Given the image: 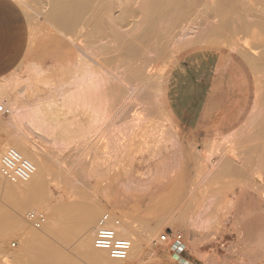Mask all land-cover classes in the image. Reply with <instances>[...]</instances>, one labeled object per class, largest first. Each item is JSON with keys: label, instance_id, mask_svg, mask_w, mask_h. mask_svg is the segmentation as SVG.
Returning a JSON list of instances; mask_svg holds the SVG:
<instances>
[{"label": "rangeland", "instance_id": "374dc122", "mask_svg": "<svg viewBox=\"0 0 264 264\" xmlns=\"http://www.w3.org/2000/svg\"><path fill=\"white\" fill-rule=\"evenodd\" d=\"M28 1L31 3L32 9L34 7L35 12L38 15H34L32 20H30L24 14L27 23L25 39L23 32V41L26 46V52L22 54L21 63L23 64L22 70L25 73V76H23L28 77L33 83L32 86H34L33 88L31 86V89L28 82L21 81L18 84V89L19 91H24V93L21 95V101L23 103L32 104L36 101L41 102L45 99H49L53 93L54 94L52 96L55 95L57 87L67 84L74 69L75 60L78 57L77 55H82L81 49L83 47V52L85 49V51H88L85 52V54L92 52L95 55L99 53L103 56L104 54L100 53V51L98 52V50L103 49L104 52L107 50H112L114 49L113 46H115L114 43L116 41L112 36H104L101 38V36H99L94 30H90V24H87V27L85 25V30L84 28L83 30L81 29L82 31L80 34L82 36H79L80 34H78L80 32V28L79 30L76 29L77 31H73V34L75 35L72 36V33H68V31L65 29L60 28L59 26L55 27L56 24L50 18V20L48 18L44 19L47 16L45 11L48 9L49 5L47 0ZM129 1L132 2L133 0ZM45 3H47V5H45ZM255 4L257 7H260L258 3L255 2ZM255 4H248L250 14H252L254 11V16H260V12H255L254 10ZM204 5L205 1H201L196 6L198 9L195 7L197 10L192 8L187 13L186 18L188 16L189 17L187 18V21L185 20L183 25L187 23L186 27L191 29V32H189L190 34H193L195 29H197V26L201 25L200 23H203L201 22V19L202 21L208 17L209 19H206V21H210V19H212L211 14H208L209 16L206 14L207 16L205 15L202 17V13L208 12L206 7L204 9ZM45 6L47 7L46 9ZM200 10H202V13L200 12L202 14L201 16L199 13ZM116 13L117 11L115 14ZM42 14L44 15V18L40 16ZM136 18H138L137 15L129 17L128 20L119 27L120 32H123L124 34L129 31L128 26L130 27L131 22ZM197 23L198 25H196L195 28L194 25ZM189 25H191V27H189ZM29 28L31 32L29 31ZM87 29H89L90 32ZM176 32L180 34L177 35V38H175V35L173 39L174 41L179 40V36L183 33H181L179 30ZM249 33H253V35ZM64 35L69 36L65 37ZM250 35L251 37H255H253L254 40L250 37ZM241 36L248 43L252 42L255 47L257 46L256 44H258L256 49L258 53H262H260L262 55L261 64L264 66L263 33L254 28L251 32H247L246 34L240 33L238 36L231 38L234 39V41L235 39L237 41V39L241 38ZM69 37L73 39L70 40ZM121 44L116 45L117 48H115L116 51L118 50V52L113 56V58H111L112 56L110 57L107 55L104 56L106 59L103 57L105 59L103 62H105L104 65L106 64L105 66L107 74H111V77L113 75V78L115 77V74L120 76L123 70V64L121 63H123L125 60L126 62L130 61L129 63L134 65L145 61L148 64V70L144 72V75H153L155 79H160L162 82L159 100L165 111L170 112L173 123L172 125L188 126L190 127V130H192L193 127L197 128V130H224L231 125H240L244 121L250 108L256 89V87L254 88V85H256L258 88V86H260L258 84L260 81L264 84V77L260 76L264 75L263 69L260 71L259 75L258 73L256 75H252L244 62L238 56L229 52V50L226 48L195 46L175 52L172 49L174 45H168L163 49V52L160 55H156V48L154 46L150 47L146 44L145 46L141 45L137 47L140 50V53L135 59H130L128 54H126V52L123 50L124 46L122 45L124 44ZM77 46L81 47L80 50L77 48ZM171 49L173 52L170 51ZM76 51H80L81 53L79 52L76 55ZM165 55L167 56L164 57ZM169 57H171V59ZM167 59L170 60L167 61ZM102 60L103 59H101V61ZM165 61L167 62L166 64ZM254 76H260L258 83H256L257 81L255 80L257 77ZM136 85L137 84L131 82V80H125L122 84H120L121 89L119 90V95L115 99L114 109L109 113L111 115L108 114V116L105 117L107 119H104L103 121L111 135L108 133L107 129L106 131L102 129L105 127L102 126V123L98 124L93 129V131L91 130L92 137H87L88 141L87 139L80 140L79 137V139H77V136H74L76 138L71 137V139L69 138L65 145L58 147L57 145L52 144L49 139H44L43 137L36 135L35 132L30 129L24 127L8 128L2 126L0 127V143H5L8 138L7 136L14 129L15 131L22 132L29 145L41 150L44 153L51 154L53 159L55 158L54 160L57 159V164L55 163L54 170L55 172L56 168L58 170H63V173L59 171L61 177L59 181L61 183L59 181L54 182L51 179V176L54 177L55 174H51L49 177L51 182L54 184L60 183L59 185L56 184V186L51 184L50 188L53 193L58 195H56V197L51 200V202L55 203L56 205L61 206L64 203L68 204L71 200L74 201L76 199L81 201V199L79 200L78 198L80 197L79 195L86 192V195L83 194L81 196L84 197V200L87 199L85 201H88V204L89 202H91V204H96L100 201L103 203L105 211L110 210L114 213H117L119 214L121 220H126L127 222L131 221L129 223L133 224L134 222L132 221H136L135 223L154 221L163 213L171 218L182 220L187 227L192 222H201L207 218V220L210 221V225L208 232L206 233L207 235H211V240H194L195 238H191L192 240H190V236L197 237L198 234H205V230L203 228L188 227V230L190 231V236L188 235L189 237H187V231L185 234L183 232H179L183 237L185 246H187L186 251L183 254V258L189 262V264H264V184L262 181L264 180V173H261L264 168H262L260 171L256 169V164H258L256 157L254 158L257 160H254L255 163H253V161L251 165H248L250 163L249 162L246 164V166H249L247 167L248 172L250 173L249 168L255 164V167H253L254 171L257 170V172L252 171L253 167L251 168V174H249V177L247 172H242V169L247 171V169H245L247 168L245 166L246 160L247 162L252 161L253 157L256 156L255 153V155L252 153L253 157L250 156L251 150L249 149L250 147L248 144L246 147L245 143L238 141L239 143L235 142L236 145L241 144L242 146L240 147L242 148L239 146L235 147L234 140L230 139L228 143L230 142L231 145L232 140L234 146H230L227 142H224L225 144L221 143L223 145L221 148L223 149L220 148V151V149L216 150V148H218V144L220 146L221 144L219 142L212 143L214 148L212 145H208V147L212 149L211 151H213V153H209L206 156L211 157V159H207L209 162H205L206 164L203 162V158L206 160L205 156H200L199 154L201 153L196 151L197 153L195 157H192L191 159L192 164L189 167V172H195L198 175L197 179L193 181L169 182V185H173L172 188L169 189H172L175 193L170 197H167L165 193V190L168 187V182L165 180H155L156 168L164 161L165 153L169 151L170 147H172V145L169 144L170 139L167 140L168 137L172 135L169 132L171 126L165 127V124L161 125L158 123L161 121L163 122L165 117H162L163 119L159 120V115L155 114L158 117L151 115L150 118L153 116L155 117L152 118L154 121H152V119L148 120V117L147 121L143 125L145 128L147 127L149 129L151 125L153 126L154 122L158 121L156 124H154L157 128H155L156 130H154V126L149 129L150 131L154 130L153 132L145 129L146 134L142 133V131L144 132L143 126L139 128L140 132L139 130L135 131L136 134L137 132H139V134L141 133L140 135H137V137H141L142 134H145L143 137L149 136L150 138V134H152L153 137L154 135L160 136L163 133L165 134V132L170 133L171 135H168L167 133V135L165 134V137H167L165 141H161V143L158 142L162 145H157V142L151 140L146 144L142 143L143 141L140 139L143 137H139V139L136 138V140L138 139L137 141H131L134 143V145L130 142L128 145L127 143L125 144L126 148L127 146L129 147V150L127 149L128 151H125V147L119 148L120 152L119 149H115L117 152L121 153V155L117 152L116 154L114 152V148H112L113 150H110L111 148L105 149V145H102L103 143H108L105 142L106 138L107 141H110V138L114 137V135L120 134V131L117 130V126H119V124L121 125L126 120V118L128 119L133 110L138 109V111L141 110L143 113H147V110L151 107L152 103H150L147 99L148 97L145 95L146 92L143 93L142 90H138L139 88L136 89V94H130V92H128L130 87L132 88ZM80 110L82 112L84 109ZM74 112L75 113L72 112L73 115L67 114V119L69 118V120H75V122L86 125V121H89L88 112L85 110L83 111L84 113L82 112L83 114L79 110L77 111L78 113L76 111ZM76 113L78 114L77 117L75 116ZM147 122H150L149 125H145ZM157 124H160V127ZM157 126L159 129H161L163 126L164 129L163 127L162 129L165 131L163 132L162 129L159 130ZM155 131H158L157 133L159 134L156 135ZM99 135L102 137L100 138ZM189 135L197 136L199 139H201L207 134L205 132H200ZM138 141L143 144V146L139 149L141 153L144 151V153H142L143 155L139 154V150H136L140 147V145H142L138 144ZM151 143L153 148L154 146L156 147V145L158 146L155 148L156 151L155 149L152 151L153 149L150 145ZM137 145H139V147H137ZM146 145L147 147L149 146V149H151L149 150L150 152L148 151V148L145 147ZM168 145L169 148H167ZM99 146L101 147V151L99 150ZM133 146H136V149L133 148ZM164 146H166V150L168 149L167 151L164 150ZM162 148L163 150H160ZM109 150L112 151L114 155H118L117 157L119 158L117 159L115 156L111 158L112 156L109 155L113 154ZM154 152L156 154L158 153L159 156L158 154L153 155ZM220 152L224 157L229 158L228 162L232 161L231 164H233L237 171H239V173L236 172L237 176L234 175L235 172H233L234 174L231 173L228 177L227 175H216L218 166L222 164V161L219 159L222 156ZM210 154L212 156H210ZM235 154H238L239 156L237 155L236 157ZM106 156L110 158L107 159ZM198 157H200L202 160ZM197 158L199 160L196 162L195 159ZM216 158L217 160H220L219 164V160L216 161ZM245 158L246 160H244ZM224 160H226V158H224ZM58 164L61 165V167H59ZM242 164L243 168L241 167ZM93 168L95 169L93 170ZM92 170L95 174H92ZM210 170L214 171L211 172ZM207 171H210V173ZM252 172L254 173L252 174ZM64 173L66 176L63 175ZM79 174L80 176H78ZM242 174H246L245 176L250 178V180L253 178L255 184H253V180L250 182V180L247 181L248 178L246 179L238 177V175L240 176ZM207 175L216 178V181H207ZM231 175H234V179L236 177V182H238V179H243V181L246 183L243 181L242 183L239 182L238 184L233 182L235 180L233 177H231ZM69 177L70 180L67 181L66 178L69 179ZM260 181L262 182L260 183ZM64 182H67L65 183V187L63 185ZM247 182H250V184H247ZM70 184L73 186L75 185L74 187L76 189H74L73 186H70ZM245 184L248 187H246ZM102 185L105 187V190L108 188V196L106 192L105 195L102 194ZM254 185L257 187H254ZM260 185L263 187L261 188ZM118 188H123L125 190H135L134 192L131 191L129 193L130 199H134L136 202L134 207L135 213L131 217L124 212L123 208L112 204L114 200L119 199L117 193ZM214 188L219 189L214 190ZM1 191L2 187L0 186V205L3 204V206L0 207V214L3 211H6V213L10 211L13 212V214L8 212L10 215H12V217L7 216L5 219H3V224H5V226L2 228L0 227V264H70L76 259L77 261L82 260V241L83 239L85 240L86 237L84 236L86 234L83 233V230H81L83 234L81 231L78 232L81 235L77 233L78 236H76L75 233V235L70 236L69 238H63V236L60 234V231L64 226L61 225V227L59 224L58 233L60 235L57 233V235H55L56 239L52 236V234L41 232L42 234H39L41 240H33L30 244H28V246L24 245L22 240H18L15 231L18 228L24 226L26 222H30L27 218L29 213H42L45 216L46 221L47 213L43 210H39L36 207L22 209L19 208V210L18 206L13 204L14 202H10L12 200H6V198L3 197V193ZM245 191L246 193H244ZM46 194L47 196L49 195L48 193ZM167 199L169 204L165 206ZM77 200L75 202H78ZM157 205L160 209L162 208L161 211L163 213L156 212L157 210L155 209ZM1 210L3 211L1 212ZM42 228L43 226L40 229ZM47 235L51 236V238ZM53 239L57 241H54ZM59 239L62 240L59 242ZM64 239L67 240L65 241ZM61 241L65 243L63 244ZM146 243V241H143L142 251H147ZM158 255L163 260L164 257H167L170 254L164 247H162L158 251ZM157 261L159 260H156V262Z\"/></svg>", "mask_w": 264, "mask_h": 264}, {"label": "bare ground", "instance_id": "6f19581e", "mask_svg": "<svg viewBox=\"0 0 264 264\" xmlns=\"http://www.w3.org/2000/svg\"><path fill=\"white\" fill-rule=\"evenodd\" d=\"M14 1L22 9L26 17H28V19L32 20L33 16L37 14L35 12L34 7H33L34 10L32 9L31 7L32 5L28 0H14ZM201 1H205L204 9L206 7L208 9V12L202 13V10H200L199 13L201 12L203 14L202 15L200 13V16L202 15L203 17L206 14L207 15L211 14L212 19H210V21H206V19H209V17L206 19L204 18L205 20L203 21L201 19V22L203 23H200L201 25L197 26V29L195 28H196V25H198V23L195 24L194 25L195 31L193 32L192 30L193 34H190L189 32H191V29L186 27L187 23H185L184 25L183 23L185 22V20L187 21V18L189 17L188 16L186 18L188 11H190L192 8L194 9ZM47 2H49L48 9H46L47 7L45 6V9H46L45 12L47 13L46 14L47 16L45 15L46 16L45 18L43 14L40 16H42L44 19L50 18L56 24V25L54 24L55 27L59 26L60 28H63L66 31H68V33H72V36H73L75 35L73 34L74 33L73 31H75L76 29L79 30L80 28L79 30L80 32L78 31L79 32L78 34H80L83 28L85 27V25L87 27V24H90L91 26L90 30L91 29L94 30L99 36H101V38L104 36H112L113 39H115L116 41L114 43L115 46H113L114 49L109 50V51L107 50L106 52H104L103 49L98 50V52L100 51V53L104 54L103 56L99 53L95 55L92 52L85 54V52H88V51H85L86 50L85 49L83 52L82 49H84V47L81 49L82 55L80 54L77 55V53H79L80 51L78 52L76 51V55L78 57L75 60L74 69L70 76V80L67 82V84L57 87L54 96H52L54 94L52 92L53 94L51 95L49 99H45L41 102L36 101L35 103L30 104V103H23L21 101L22 99L21 95L24 93V91H19L18 89L19 82L21 81L28 82L30 85L29 86L30 88L33 84L28 77H24L25 73L22 70L23 69L22 63L18 64V66L8 76H5L4 78L0 79V108H1L0 127L2 126L8 127V128L9 127L10 128L11 127L12 128L24 127V128L30 129L34 131L36 135H39L40 137H43L44 139H49L52 142V144L57 145L58 147L65 145L68 142L69 138L71 139V137H74V136H77V139L79 138L80 140L87 139L88 141L87 137H92L91 130L93 131V129L98 124L103 123L102 126H105L106 124L103 121L104 119L105 120L107 119L105 117H107L108 114L112 112V110L114 109L115 99L119 95V90L121 89L120 84H122L123 81L125 80H131V82L137 84L136 86L132 88L130 87L128 89V92H130V94H133V93L136 94L135 91L137 88H139L138 90L140 91L142 90L143 93L146 92L145 95L148 97L147 99L149 100L150 103H152V105L147 110L148 111L147 113L145 112L143 113V111L141 110L138 111V109L133 110V112L128 117V119L126 118L124 122L122 121L123 123L121 125L119 124V126H117L118 128L117 130L120 131V134L114 135V137L107 136V137H112L110 138V141H107V138L104 137L106 138L105 142H108V143L102 144V145H105V149L111 148L110 150H113L112 148H114L115 150V149L124 148V147L126 148L125 146L126 143L128 145L129 142L133 143L131 141L136 140V138L139 139L140 136L137 137V135L141 134V133L139 134L140 132L139 128H141L144 125L148 117H149L148 120H151L154 117L153 116L152 118H150L151 115H155V114L159 115V117L155 115V117L157 116L159 120L165 117L164 119L165 122L164 120L163 122L162 121L161 122L156 121V122L160 123L161 125L165 124L164 125L165 127L173 126L169 117L166 116V111L163 108L159 100V97L161 94L162 82L160 81V79H155L153 75H150V74L148 76L144 75V72L148 70V64L145 61L134 65L132 63H129L130 61L126 62L125 60L123 61V63H121L123 64V70L120 76L115 74V77L113 78V75L111 77V74H107V70L105 66L106 64L104 65L105 62H103L106 59L104 56L105 55L110 56V57L112 56L111 58H113V56L117 54L118 52V50L116 51V48H117L116 45L117 44L120 45L122 41H123L122 44H124V45L121 44L122 46H124L123 50L124 52H126V54H128V57L130 59H135L136 56H138V54L140 53L139 52L140 50L137 47L141 45L145 46L146 44L149 45L150 47L154 46L156 48V53H157L156 55L158 54L160 55L163 52V49L168 45L169 46L174 45L172 49L175 52H179L181 50H185V49L195 47V46H210V47H216V48H221V47L226 48L229 50V52L236 54L237 56L242 58L244 62L248 65V68L252 75H256L257 73L259 75L260 71H262V69L264 70L263 68L264 66H262L261 64V61H262L261 54L262 53L261 52L258 53L256 49L258 44H256L257 46L255 47L252 44V42L248 43L247 41H245L244 38H242V36L241 38H238L237 41L236 39L234 41V39L231 38L234 36L235 37L238 36L240 33L246 34L247 32H251L252 29L254 28L260 31L261 33H263L264 35V0H133L132 2L129 0H50V1L47 0ZM255 2L258 3L260 7H257ZM249 3L255 4L254 10L255 12H260V16H254V13H253L254 11L252 12V14H250V9L248 6ZM45 5H47V3H45ZM196 8L195 10L198 9ZM116 11L117 13L115 14ZM134 15H137L138 18L133 19L130 27L128 26L129 31H127L124 34L123 32H120L119 27L122 24H124L128 20L129 17L134 16ZM189 27H191V25H189ZM30 28H29V31H30ZM60 28H57V29H60ZM87 30L89 31V29ZM177 30L183 33L179 36V40L174 41L173 39L175 35H176L175 38H177V35L180 34L176 32ZM249 34L253 35V33H249ZM69 35H64V36L68 37ZM79 36H82V35L80 34ZM253 37L254 36H252L251 38ZM69 39L72 40L73 38L71 39L69 37ZM73 43H74V40H73ZM77 48H79L80 50L81 47L77 46ZM172 49L170 50L171 52H173ZM100 55L102 56V58ZM167 55H165L164 57H166ZM169 58L171 59V57ZM101 59L103 60L101 61ZM169 60L167 59V61ZM166 63L167 62L165 61V64ZM260 76L264 77V75L263 76L260 75ZM260 76L258 77L254 76V77H257L255 79L257 81V82L255 81L256 83L259 82ZM258 84L260 85L258 86V88L256 85H254V88L256 87V89L254 93L253 104L251 106V109H250V112L247 118L242 123L240 129H238L239 131L237 133H232L224 137L223 140L228 143V141H230V139L233 138L232 140H234V143L235 142L239 143L238 141H240L241 143L242 142L245 143L246 147L248 144V146L250 147L249 149L251 150L250 153L251 154L255 153L256 156L253 157V154L252 155L250 154V156L253 157V160L251 159L252 161H248V162L245 158L244 159L246 160L245 166L249 162L250 163L248 165H251V163L254 160L255 161L258 160L257 162L258 164H256V166L259 169L257 167L256 169L260 171L262 168H264V84L261 81ZM80 109H84L89 114L88 115L89 121H86L87 123L86 125H82V123L75 122V120L74 121L69 120V118L67 119V116H68L67 114L73 115V113H75L74 111L77 112L78 110L81 112ZM77 113L75 114L76 117L78 116ZM152 121H154V119H152ZM156 122H154V124H156ZM149 123L147 122L145 125H149ZM154 124H153L154 130H156L157 128L155 127ZM160 124H157V125L159 126ZM153 126L151 125V127ZM105 127H103L102 129L106 131L107 126ZM143 128H144L143 129L144 132L141 130L142 133H145L146 130L150 131L149 130L150 128L148 129L147 127L145 128L144 126ZM99 129L102 130L101 128ZM136 130H139L137 134L135 132ZM154 130L150 132H153ZM164 131L165 130H163V132ZM134 132L136 135L134 134ZM157 132L155 131L156 135L159 134ZM108 133L111 135L109 130H108ZM166 133L167 132H165V134ZM145 134H142L141 137H143V135ZM165 134L164 133L161 134L162 136L154 135L155 137L154 136L152 137V134H150L151 138L149 136L148 137L144 136L140 140H142L143 141L142 143H145V144L148 143V141L150 142L151 140V141L157 142L156 144L158 145L161 143V141H165L167 139V137H165L167 134L171 135L170 133H167L166 135ZM102 136H100V138ZM7 137L8 138L5 143H0V156L6 148H9V147L14 148L18 150L24 158L30 160L35 165V173L31 177V179L25 183H10L9 181L5 180L0 174V186L2 187L1 192L3 193V197L6 198V200L7 199L12 200L10 202L11 203L14 202L13 204L18 206V209L36 207L39 210H43L47 213V221L46 223L44 222L45 223L44 225H42L43 228L40 229L41 231L38 229H35L31 225L30 222H26L24 226L18 228L15 231L17 239L22 240V243L24 245L28 246V244H30L33 240H41V238L39 237V234L41 232L52 234V236L55 237L56 239L55 235H57L59 231L58 225L60 224V226L61 225L64 226L62 230L60 231V234L61 236H63V238H66V237L69 238L70 236L75 235V233H76V236H78V234L81 235L80 233H78L81 230H83L84 231L83 233L86 234L84 235L86 236L85 240L83 239L82 241L83 242L82 244L83 249L81 250L82 260L77 261L76 259L70 264H148L156 260H159L158 248L153 247L152 242L157 240L161 231L165 229L167 225L165 219L157 220V221L150 222V223H144V222L135 223L136 221H132L134 222V224L129 223L131 221L127 222L126 220L120 219L121 222L119 226L117 227L118 235L124 238H128L131 241V249H130V253L128 257L125 260L111 259L108 256L106 251L97 250L93 247V244H92L97 219L104 212L109 211V210L105 211L103 207V203L100 201L96 204H91V202H89L88 204V201H85L87 199L84 200V197L81 196L85 194L86 192L85 193L81 192L83 194H80L79 195L80 197H78L79 200L81 199V201H78L76 199L78 202H75L76 200L74 201L71 200L72 202L70 201L68 204L62 203L63 205L61 206L56 205L55 203H52L51 200L54 197H56L57 194L53 193L52 190L50 189L51 184L52 185L54 184L53 182H51V179L54 182L55 181L58 182L61 178L60 172L63 171L61 169L58 170L56 168V172H55L54 168H55V163L57 164L56 162L57 159L54 160L55 158L53 159V156L51 154L44 153L41 150L29 145L28 141H26V137L22 134V132L15 131L13 129L12 132ZM174 139H176V137H174L173 140ZM235 139H237L238 141H236ZM232 140H231L232 142L231 145H230V142L228 143L230 146H234V145L235 147L242 146L241 144L236 145V143L233 145ZM220 141L221 143L223 142L222 140H219L218 142ZM140 142L138 144H142ZM212 143L213 142L207 143V144L212 145ZM203 144L204 143H202V145ZM150 145L153 149L152 151H154V149L158 147L156 145V147L154 146L153 148L152 143ZM100 146H99V150L101 151ZM142 146L143 144L140 145V147L139 145H137V147H139L138 149H136V146H133V148H135L138 151ZM213 146L214 145H212V147ZM222 146H223L222 144L221 146L218 144L217 146L218 148L216 147L215 148L216 150H218ZM145 147L148 148V151L151 150L149 149V146L147 147L146 145ZM164 147H165L164 150H166V146ZM128 148L129 147L127 146L125 151H128L129 150ZM167 148H169V145L167 146ZM171 149H174V148H171ZM207 149H209L208 151L209 153H213V151H211L212 149L210 148H207ZM160 150H163V148ZM114 152L116 153L117 150H115ZM119 152H120V149H119ZM136 153H139V152H136ZM142 153H144V151ZM142 153L140 151L139 154L143 155ZM196 153L197 152H195L194 155H196ZM102 154L105 155L104 153ZM112 154L113 155H109V156H112L111 158H113L114 156L117 159L119 158L117 157L118 155L117 156L114 155L113 152ZM119 154L121 155V153ZM154 154L156 153L154 152L153 155ZM49 155L52 157H50ZM205 155L207 156V153H205ZM206 156H205L206 160L208 158L211 159V157H206ZM210 156L212 155L210 154ZM109 158L110 157H107V159ZM198 158L195 159L196 162L199 160ZM224 158H226V160H224ZM254 158H256L257 160ZM219 159L222 161L221 162L222 164L218 166L216 174L227 175L228 177L230 176L231 173L234 174L233 172H235L234 175L239 173L236 167H234V165L231 164L232 161L230 160L231 162H228L229 158L224 157L222 154L221 158ZM203 160H204L203 161L204 163L209 162L208 161L209 159L206 161L203 158ZM215 160L218 161L217 158ZM220 160L218 161V164L220 163ZM255 161L253 163H255ZM243 164L241 166L242 168H243ZM253 166L255 167V164L252 165L251 168ZM59 167H61V165H59ZM248 167L245 168L247 169V171L242 169L243 170L242 172H247L248 177H249V174H251V168H249L250 169V173H249ZM254 167L252 168L253 169L252 171H254ZM94 169L95 168H93V170ZM93 170H92V174H95L93 173ZM257 170H255L254 172H257ZM210 171H207V172L210 173ZM254 172H252V174ZM262 172L264 173V170L261 171V173ZM51 174H55V176L53 177L51 176ZM63 175H65V173ZM234 175H231L233 179H234ZM245 175L246 174H242L240 176L238 175V177L247 179L248 177ZM50 176H51V179H49ZM78 176H80V174ZM66 180L67 181L70 180V177L69 179L66 178ZM248 180H250V178H248L247 181ZM251 180H253V178ZM251 180L250 182H252ZM242 181L243 179L242 180L238 179V182H236V180L233 182L238 184L239 182L242 183ZM262 181L264 184V180ZM262 181H260V183ZM250 182H247V184L248 183L250 184ZM254 182L255 181L253 180V184H255ZM60 183H56V184L59 185ZM65 183L67 182H64L63 184L64 187L66 186ZM56 184L54 185L56 186ZM70 186H73V185L70 184ZM255 186L256 185H254V187ZM74 189L76 188L74 187ZM259 191H260V188H259ZM46 193H48L49 195L47 196ZM2 206L3 204L0 205V207ZM2 211L3 210H1V212ZM3 212L6 213V211H3ZM3 212L0 214V227L1 228L5 226V224H3L4 223L3 219H5L7 216L12 217L10 213L13 214V212H10V211H8L10 213L7 212L6 214H4ZM109 212L113 213L111 211ZM31 213H29L27 216L29 217ZM201 223H204V220L201 221ZM199 224H197L196 226H199ZM156 227H159V230L153 235L149 234L150 230ZM60 234L58 233V235ZM49 237L51 238V236ZM60 240L62 239H59V242ZM54 241H57V240H54ZM143 241L147 242L146 243L147 251H142ZM166 251L170 255H173L176 258L177 262L180 261L181 257L178 255V253L176 252L174 248H167ZM35 264H39V263H35Z\"/></svg>", "mask_w": 264, "mask_h": 264}, {"label": "crops", "instance_id": "0c3cea01", "mask_svg": "<svg viewBox=\"0 0 264 264\" xmlns=\"http://www.w3.org/2000/svg\"><path fill=\"white\" fill-rule=\"evenodd\" d=\"M26 29H27L26 17L22 9L18 6V4L14 0H0V79L4 78L5 76H8L18 66V64L21 63L22 54L26 52V46L23 41V32H24V39H25ZM240 59L244 62L242 58ZM244 64L248 68V65L245 62ZM253 99H254V96L252 98V102L246 114L245 119L247 118L250 112L251 106L253 104ZM166 116L169 117V119L172 122V117L170 115V112L167 111ZM242 123L240 125H231L227 129H224V130L222 129L221 130L220 129L197 130V128L195 127H193L192 130H190L189 129L190 127L188 126H182V125L171 126L169 132L172 134L171 135L172 138L170 136L168 137V139L171 138L169 144L172 145V147H170L169 151L165 153L164 161L158 165V167L156 168V173H155L156 181L165 180L166 182H168L167 183L168 187L165 190L166 196L170 197L175 194L172 189H169V188H172L173 186L172 184L169 185V182L193 181L197 179L198 175L195 172H189V167L192 164L191 159L192 157L193 158L195 157L194 153L196 151L201 152V154H199L200 156H203V157L206 156L205 153H207L208 155L209 152L207 148H209L208 147L209 144L207 143H211V142L215 143L216 141L218 142L219 140H222L223 141L222 143L226 142L223 140V138L232 133H237ZM200 132H205L207 135H205L201 139H199V137L197 136L189 135V134H195V133H200ZM174 137H176L177 140L176 139L173 140ZM235 140L238 141L237 139ZM202 143L204 144L202 145ZM219 143H221V141ZM171 148H174V149H171ZM216 175L226 176V175H218V174ZM206 180L207 181L212 180L213 182H215L216 178H213L212 176L207 175ZM218 189L219 188H214V190H218ZM131 191L134 192L135 190L134 189L125 190L123 188H118L117 193H118L119 199L114 200L112 203L113 205L117 207L123 208L124 212L130 217L134 215L135 213L134 207L136 205L135 200L130 199L129 193ZM105 192L108 196L109 194L108 188L105 190V187L102 185V194L105 195ZM244 193H246V191ZM167 204H169L168 199L166 200L165 206H167ZM158 208L159 207L157 205L155 209L157 210L156 212L163 213L161 211L162 208L161 209L160 208L158 209ZM161 219H165L167 223L165 229H169L174 233L183 232L184 234L187 231L186 232L187 237L190 236V231L188 230V227L203 228L205 230L204 231L205 234L203 235L198 234L197 237L190 236L189 237L190 240H192L191 238L193 239L195 238L194 240H211L212 239L211 235H207L206 233L208 232V228L210 225V221L207 220V218L204 220V223H201V222L193 223L192 222L188 225V227L185 225V223L182 220L171 218L164 213L161 216L157 217V219H155L154 221L161 220ZM154 221H143V222L150 223ZM197 224H199V226H196ZM158 230H159V227L152 228L149 234L153 235ZM163 231H161V233ZM158 257H159V261L151 262L148 264H180L177 262L176 258L173 255L164 257L163 260L159 255Z\"/></svg>", "mask_w": 264, "mask_h": 264}, {"label": "built area", "instance_id": "2783aa9c", "mask_svg": "<svg viewBox=\"0 0 264 264\" xmlns=\"http://www.w3.org/2000/svg\"><path fill=\"white\" fill-rule=\"evenodd\" d=\"M1 111V108H0ZM35 173V165L14 148H6L0 156V174L10 183H25L31 179ZM27 218L35 229H40L46 221L45 216L39 212H33ZM121 220L119 214L104 212L96 222L93 236V247L97 250L106 251L111 259L125 260L131 249V241L118 235L117 227ZM14 246V245H13ZM152 246L158 251L164 247L174 248L181 257L178 263L189 264L183 254L186 246L182 235L179 232L173 233L165 229L157 240L152 242Z\"/></svg>", "mask_w": 264, "mask_h": 264}]
</instances>
